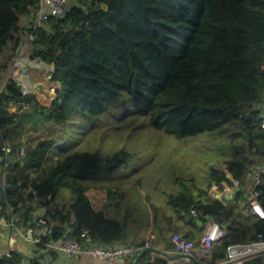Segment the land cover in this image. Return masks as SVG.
<instances>
[{
  "label": "trees",
  "instance_id": "trees-1",
  "mask_svg": "<svg viewBox=\"0 0 264 264\" xmlns=\"http://www.w3.org/2000/svg\"><path fill=\"white\" fill-rule=\"evenodd\" d=\"M74 1L62 16H51L32 31L21 22L36 11L38 0H0V81L25 31L34 35L28 44L29 57L52 64V80L59 84L55 99L46 106L34 94L23 93L13 78L5 81L0 90V158L3 141L24 122L66 123L75 110L90 120L122 98L129 101L132 113L150 116L154 127L178 138L235 125L232 136L239 140L233 143L237 151L223 163L240 180L236 201L224 205L208 197L212 184L231 183L212 164L204 187L185 186L168 194L170 212H163L162 219L155 212L152 222L166 241L164 248L173 249L167 243V227L197 240L203 226L189 220L190 211L195 209L194 218L203 221L210 215L226 231L215 244L214 261L225 257L228 245L264 234V219L249 211L244 214L249 195L243 188L252 165L264 160V130L254 110L264 90V0ZM54 144L52 139L39 140L22 159L14 160L5 176L6 192L0 197L4 220L19 212L25 223L32 220L28 201L34 197L44 201L45 216L56 220L49 225L52 235H43L35 244L37 255L28 258L12 250L0 254V264H23L26 258L28 264H44V250L51 240L82 239L83 229L85 245L143 244L142 237L127 242V218L110 217L95 208L87 194L90 186L81 182L114 171L128 161L130 153L124 148L105 155L99 149L75 150L46 165ZM29 186L35 194L29 191L24 196ZM62 188L73 199L60 208L50 206ZM254 192L264 207V173ZM149 252L144 251L140 263L150 264ZM50 254L55 256L54 250ZM163 262L156 257L154 263ZM246 264H264V256Z\"/></svg>",
  "mask_w": 264,
  "mask_h": 264
},
{
  "label": "rangeland",
  "instance_id": "rangeland-1",
  "mask_svg": "<svg viewBox=\"0 0 264 264\" xmlns=\"http://www.w3.org/2000/svg\"><path fill=\"white\" fill-rule=\"evenodd\" d=\"M74 3L70 0L69 6ZM56 84L59 86L54 81L53 92L58 88ZM109 108L90 120L75 110L66 123L48 121L39 137L55 141L46 155V165L75 150L99 149L105 155L124 148L130 153L128 161L114 171L89 176L81 182L118 195L115 207L127 218L125 239L133 242L141 239L150 226L155 229L152 222L155 212L160 219L163 212H170L168 194L178 193L185 186L204 187L210 165L220 166L235 155L233 143L239 140L233 139L232 133L237 128L224 125L178 138L154 127L150 116L132 113L125 98L113 102ZM57 195L64 205L73 199L66 188ZM177 224L182 227V223ZM167 229L170 235L174 231Z\"/></svg>",
  "mask_w": 264,
  "mask_h": 264
},
{
  "label": "built area",
  "instance_id": "built-area-1",
  "mask_svg": "<svg viewBox=\"0 0 264 264\" xmlns=\"http://www.w3.org/2000/svg\"><path fill=\"white\" fill-rule=\"evenodd\" d=\"M69 1L70 0H38L37 9L32 13V19L29 24V26L33 27L32 31L44 25L49 17L62 16L68 9ZM32 39H34L33 32H26L25 37L20 42L21 49H25ZM53 72L54 66L51 64L46 76L51 78ZM21 89L25 94L31 93L28 89ZM254 110L259 112L260 127L264 130V109L260 111L259 108L255 109L254 106ZM1 149L4 151V156L0 158L3 160L2 168L0 169V187L1 193L5 194V176L8 168L12 166V161L7 159L11 158V156L19 158L24 157L27 150L23 145L12 146L8 140L3 141ZM217 169L223 171L226 177L230 179L231 183H224L222 187L218 184H212L208 191V197L212 200H219L222 202L223 195L228 191L238 190L241 187V183L240 180L232 176L226 164L218 166ZM262 173H264V160L258 164L257 171L253 175L255 185L260 182ZM32 177L34 178L35 175H32ZM27 190L35 194L31 186H29ZM247 206L250 213L264 219V207L257 200V193L254 192V189L249 197ZM9 210L12 211L13 208L10 207ZM196 215V210L192 209L190 211V216L195 217ZM204 217L205 221H203L202 224L203 231L198 240L185 238L181 232H173L171 234L170 242L174 246V252L179 261V263L174 264H246V262L252 259L264 256V234L257 233L255 238L250 241L228 245L225 257L218 261H214L212 259L213 249L216 242L226 234V231L219 226L213 217ZM5 222L13 237L20 235L21 231L17 225V219L14 214L11 215L9 221ZM40 223L44 224L45 220L41 219ZM28 232H32V229L29 228ZM50 232L51 230L48 229L45 234ZM81 238L82 239H75L64 236L53 244H47V248H53L67 256H90L92 258L103 259L106 261V264H143L145 260V255H143L144 251L150 249L149 254L146 255V257L148 256L149 258L150 264H163L154 263L158 247L156 245V236L154 232L149 229L142 235L143 244L141 245L125 244L121 241H116L107 245H96L95 243L85 245V239H87V231L85 229H83L81 233ZM41 240V236L34 238V242L36 243H40ZM169 253V251L165 252V259L168 260L165 264H173L172 260L174 258L169 256ZM139 259L140 261L142 260L143 263H140Z\"/></svg>",
  "mask_w": 264,
  "mask_h": 264
},
{
  "label": "crops",
  "instance_id": "crops-1",
  "mask_svg": "<svg viewBox=\"0 0 264 264\" xmlns=\"http://www.w3.org/2000/svg\"><path fill=\"white\" fill-rule=\"evenodd\" d=\"M32 19V13L23 17L22 19V26L27 27ZM26 35L25 31L22 33V38ZM21 42V41H20ZM5 56L7 55L5 51ZM51 64L45 63L39 59H31L29 57V49L28 46L25 49H21L20 43L16 47L14 54L10 56V62L8 64V68L2 73V78L0 81V90H2L5 81L8 78H13L17 83L20 84L21 88H25L30 90L33 93L38 101L43 105L48 106L51 103V99L56 96V92H53V80L52 78H48L46 74L48 73L49 66ZM48 79V80H47ZM52 81H51V80ZM59 87L56 84V88ZM261 111L264 109V90L262 92L260 100L255 104V109ZM47 122H24L21 124L17 129H15L9 137L6 139L8 140L12 146H25L27 152L30 151L39 140H42L39 137L40 132H42L43 127ZM35 139V140H34ZM23 157H14L11 156L12 162L16 159H22ZM23 164V162H21ZM224 164V163H222ZM258 164L256 163L253 166V170L249 172L244 181V190L245 193L251 195L254 189V178L253 175L256 173ZM225 165V164H224ZM219 165L217 164L215 167L217 168ZM32 175H36L33 174ZM31 175V177H32ZM25 188L23 190V195L26 196L29 191ZM233 191V190H232ZM232 191H228L223 195V204L224 205H232L236 199V194L232 197L231 203H228V199L226 198L227 195L231 194ZM1 187H0V197L1 196ZM88 196L92 200L95 205V208L104 211L105 215L110 217L121 218L123 217L122 213L115 207V203L118 202L120 198L115 193H108L105 189L99 190L95 187H90L89 191L87 192ZM13 199L16 200L17 195L12 196ZM248 203V202H247ZM9 205V204H8ZM63 205V201L61 198H55L50 206H56L60 208ZM28 206L31 208V218L32 220L28 222H24L23 217H20L19 212H14L15 218L17 219V225L21 231L20 235L13 237L10 233V229L6 224V220L4 217L0 215V254L9 253L12 250H17L23 253L25 256L33 257L37 255L38 250H36V242H34V238L37 236L45 235V232L49 229L50 223L56 222V220L51 217L50 215H46L47 206L44 204V201L34 197L32 200L28 201ZM249 208L247 204L245 205L244 214H247ZM44 219L45 223H40V220ZM74 221V215L71 214V222ZM32 223V225L30 224ZM30 224V225H29ZM31 228L32 232H28V229ZM149 230L154 232L156 236V245L158 247V251L155 255L164 259L163 264L167 263L168 260L165 259V252L169 251V256L173 257L172 263H179L177 259V255L173 249H165V243L161 237L158 238L157 232L155 231L154 227L150 226ZM183 232V231H181ZM202 234V233H201ZM201 234L197 237V240L200 238ZM144 235V231H143ZM170 233L167 236V243L170 242ZM126 241H129L125 239ZM131 241V240H130ZM160 242V245H158ZM171 243V242H170ZM172 244V243H171ZM173 245V244H172ZM50 250H54L53 248H46L44 250L45 254L43 255V262L44 264L51 263V264H106V261L99 258H92L90 256H67L66 254L54 250L55 256L50 254ZM156 256V257H157ZM23 262V264H28L29 259Z\"/></svg>",
  "mask_w": 264,
  "mask_h": 264
},
{
  "label": "water",
  "instance_id": "water-1",
  "mask_svg": "<svg viewBox=\"0 0 264 264\" xmlns=\"http://www.w3.org/2000/svg\"><path fill=\"white\" fill-rule=\"evenodd\" d=\"M246 136H247V135H245V137H246ZM1 163H3V160H1ZM236 192H237V190H233L231 194L227 195L226 198L228 199V200H227L228 203H231V201H232V197H234V195L236 194ZM201 215H202V214H200V216H201ZM207 218H211V216L209 215V216H207ZM189 220H195L199 226H201V225L203 224V220H202L201 218H194L193 216H189ZM51 235H52V231L49 233V236H50V237H51ZM50 243L53 244V240H51Z\"/></svg>",
  "mask_w": 264,
  "mask_h": 264
}]
</instances>
